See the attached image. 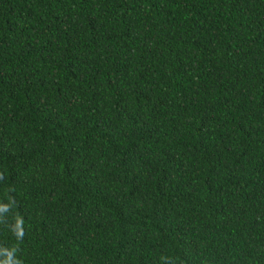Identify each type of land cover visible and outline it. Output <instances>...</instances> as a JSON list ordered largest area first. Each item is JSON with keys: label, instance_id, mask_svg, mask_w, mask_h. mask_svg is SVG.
Wrapping results in <instances>:
<instances>
[{"label": "trees", "instance_id": "obj_1", "mask_svg": "<svg viewBox=\"0 0 264 264\" xmlns=\"http://www.w3.org/2000/svg\"><path fill=\"white\" fill-rule=\"evenodd\" d=\"M0 264H264V0H0Z\"/></svg>", "mask_w": 264, "mask_h": 264}]
</instances>
